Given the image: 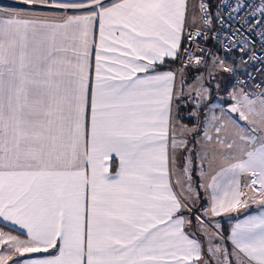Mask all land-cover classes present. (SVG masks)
Here are the masks:
<instances>
[{"label": "snow or ice", "instance_id": "1", "mask_svg": "<svg viewBox=\"0 0 264 264\" xmlns=\"http://www.w3.org/2000/svg\"><path fill=\"white\" fill-rule=\"evenodd\" d=\"M254 71L264 0L0 4V264H264Z\"/></svg>", "mask_w": 264, "mask_h": 264}, {"label": "crops", "instance_id": "2", "mask_svg": "<svg viewBox=\"0 0 264 264\" xmlns=\"http://www.w3.org/2000/svg\"><path fill=\"white\" fill-rule=\"evenodd\" d=\"M1 1H3V0H1ZM11 1H13L14 3H16V0H11ZM92 38L95 40L96 43H99V21H96L95 24H94ZM91 65H92L91 74H92V78L94 79V75H95V46H93V51H92V56H91ZM229 82H230V80H228V84H229ZM226 101H228V103L231 102L228 99ZM224 105H225V108H226L227 104H225V102H224ZM114 170H115V167H113V171ZM258 210H259V206L257 208L251 209L250 212H248L245 215H248V214H256V213H258ZM223 215L224 214H222L221 217ZM245 215L241 216L240 219H243ZM237 220L238 219L232 221L231 225L234 224ZM0 228H3L5 231H11L12 230L11 227L5 226V223H3V222H0ZM230 228H231V226H230ZM230 228H229V231H230ZM14 234H17V233H14Z\"/></svg>", "mask_w": 264, "mask_h": 264}, {"label": "rangeland", "instance_id": "3", "mask_svg": "<svg viewBox=\"0 0 264 264\" xmlns=\"http://www.w3.org/2000/svg\"><path fill=\"white\" fill-rule=\"evenodd\" d=\"M0 4H2V5H4V6H12V5H14L15 3H14L13 1H11V0H3V1L0 0ZM225 80H226V83L228 84V78H227V77H225ZM229 84H230V82H229ZM224 87H225V85H221V89H222V91L219 93V95L222 97V100H221V101H216V102H218V103L225 102V101L227 100V97H226V95H225V93H224V91H223V88H224ZM213 95L215 96V95H217V94L214 92ZM227 103H228V101L225 102V104H227ZM224 107H225V105H224ZM257 207H258V206H257L256 204H251L250 207H249L248 212H250L251 209H254V208H257ZM248 212H245V213H242V214H239V215H238L237 213L224 214V215L222 216V218H221V217H218L217 219H219L220 223H221L222 226H223V224H224L225 222L228 223V224H230V222H231L232 220L234 221V220H236V219H240L241 216L247 214Z\"/></svg>", "mask_w": 264, "mask_h": 264}, {"label": "built area", "instance_id": "4", "mask_svg": "<svg viewBox=\"0 0 264 264\" xmlns=\"http://www.w3.org/2000/svg\"><path fill=\"white\" fill-rule=\"evenodd\" d=\"M234 23V22H233ZM255 35V34H254ZM209 47H212L213 46V42H209V45H208ZM261 48V45L259 44V41L257 40V49L259 50ZM257 67H259V65H257ZM252 69L250 68V71H251ZM262 76H264V73H259V72H253V77H254V83H259L260 82V80H261V77ZM230 83H231V81H230Z\"/></svg>", "mask_w": 264, "mask_h": 264}, {"label": "trees", "instance_id": "5", "mask_svg": "<svg viewBox=\"0 0 264 264\" xmlns=\"http://www.w3.org/2000/svg\"><path fill=\"white\" fill-rule=\"evenodd\" d=\"M221 218H222V217H221ZM232 221H233V220H232ZM232 221L230 222V224H228V223H226V222L223 224V231L225 232V234L228 233Z\"/></svg>", "mask_w": 264, "mask_h": 264}, {"label": "water", "instance_id": "6", "mask_svg": "<svg viewBox=\"0 0 264 264\" xmlns=\"http://www.w3.org/2000/svg\"><path fill=\"white\" fill-rule=\"evenodd\" d=\"M227 107V106H226Z\"/></svg>", "mask_w": 264, "mask_h": 264}]
</instances>
